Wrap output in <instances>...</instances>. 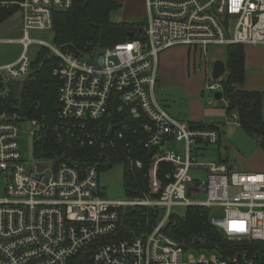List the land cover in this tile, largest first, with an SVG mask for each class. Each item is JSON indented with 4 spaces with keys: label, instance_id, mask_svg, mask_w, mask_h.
Returning <instances> with one entry per match:
<instances>
[{
    "label": "built area",
    "instance_id": "1",
    "mask_svg": "<svg viewBox=\"0 0 264 264\" xmlns=\"http://www.w3.org/2000/svg\"><path fill=\"white\" fill-rule=\"evenodd\" d=\"M73 4L0 0V11L14 5L23 11L18 40L23 52L16 62L0 65V102L9 82L29 77L33 43L58 57L53 73L61 81L53 125L0 103V264H67L88 248L84 264H255L241 251L185 257V248L204 245L174 235L179 207L215 209L211 222L230 240L264 241V171H236L223 160L207 158L221 129L193 127L173 117L156 89L160 54L173 46L206 55L212 45H264V0H145L142 32L86 55L30 36L32 29L52 30L54 12ZM207 88L222 91V84ZM24 124L33 154L44 160L24 158ZM50 131L56 135L53 148L45 146ZM173 140L184 143L183 152L166 149ZM76 147L97 153L83 159ZM140 151L150 155L148 174L158 175L162 163L172 166L166 182L158 176V189L149 187L128 200L106 197L101 168L124 161L130 169H144ZM126 207L153 209L157 222L144 233L110 239Z\"/></svg>",
    "mask_w": 264,
    "mask_h": 264
},
{
    "label": "trees",
    "instance_id": "2",
    "mask_svg": "<svg viewBox=\"0 0 264 264\" xmlns=\"http://www.w3.org/2000/svg\"><path fill=\"white\" fill-rule=\"evenodd\" d=\"M121 7L118 0H74L72 7L54 12L53 43L62 49H70L78 55H86L94 50H102L115 43L129 40L131 32L136 37L138 31L142 32L144 22L114 21L111 14ZM16 10L18 5L1 10L0 22ZM224 46L227 69L218 81L222 84L226 112L228 115L237 112L239 125L249 134L258 137L260 145L264 146V91L248 90L243 86L246 71L245 46L239 43ZM57 63L58 57L50 54L49 49L42 46L33 60L29 77L23 81L8 83L5 100L0 102L2 106L10 110H19L28 117L45 118L50 125L56 123L61 85L60 79L53 73ZM190 124L193 127L220 129V126L215 123L192 122ZM55 137V133L48 132L45 146L53 148ZM45 150L48 149L45 148ZM74 151L83 159L97 153L96 149L91 147H76ZM141 151L140 154L143 155ZM143 158L146 162L144 169H130L126 164L125 187L131 196L148 191L149 188L147 174L150 155L145 153ZM112 165L113 163L102 168ZM171 168L172 166L168 163L161 164L158 176L164 182H166L165 173ZM210 213L211 209L199 205L187 207L183 215L175 213L173 215L176 222L173 229L174 235L185 243L196 239L201 245L220 250L223 257L241 251L247 253L250 258H254L255 264H264V241L228 239L226 234L211 222ZM157 219L158 215L153 209L126 207L122 211L121 223L110 239L129 237L132 232L144 233L156 224ZM88 252L89 248L80 251L70 258L67 264H84L88 259Z\"/></svg>",
    "mask_w": 264,
    "mask_h": 264
},
{
    "label": "rangeland",
    "instance_id": "3",
    "mask_svg": "<svg viewBox=\"0 0 264 264\" xmlns=\"http://www.w3.org/2000/svg\"><path fill=\"white\" fill-rule=\"evenodd\" d=\"M118 1L122 7L112 12L111 17L114 21H123L125 19L124 15H127L125 14L127 8L131 5L138 6L139 4L140 10L138 13L129 16L128 20L126 19L125 21L132 23L145 21L146 14H144L143 0ZM14 17L10 22L0 24V65L10 64L23 52L21 43L5 40L23 36V32L19 31L21 13L17 11ZM30 36L34 39L53 43V31L51 29H32ZM40 48V44L33 43L28 50V56L31 59H35ZM168 50L170 52L167 53V59H164V51L160 54L159 59L161 86L156 89L159 103L169 111L174 112L172 114L181 121L195 122L203 120L220 122L222 141L220 144L210 146L206 155L207 158L215 160L223 158L236 171H264V169L254 168L260 164L264 165V146L260 145L259 138L249 134L237 123V112L228 115L225 100H217L215 97L216 91L207 88L212 83H219L218 80L212 78L211 73L214 61L225 58V46L212 45L206 55L188 52V47L185 45H176ZM206 59L207 61L204 63ZM212 109L214 114H211ZM20 145L25 159L31 162L44 160L32 152V140L27 124L21 127ZM166 149L183 152L184 143L176 140L169 141ZM125 168L126 163L124 161H117L111 167L101 169L100 182L105 188L106 197L119 200H128L132 197L128 194L125 187ZM200 175L204 177L202 172H200ZM147 177L149 179L148 186L154 190L158 189L157 171H150ZM175 210L180 215L185 212L184 207H179ZM215 213V209H212L211 218ZM189 254L199 258L201 256H219L220 253L213 247L194 245L190 248H185V257Z\"/></svg>",
    "mask_w": 264,
    "mask_h": 264
},
{
    "label": "crops",
    "instance_id": "4",
    "mask_svg": "<svg viewBox=\"0 0 264 264\" xmlns=\"http://www.w3.org/2000/svg\"><path fill=\"white\" fill-rule=\"evenodd\" d=\"M142 3H143V8H144V14H145V12H146L145 11L146 10L145 0H143ZM139 8H140V4L138 6L137 5H135V6H132L131 5L130 7H128L127 10L125 11V14H127V15H124V17H125L124 20H126V19L128 20V17L129 16L135 15L136 13H138V11L140 10ZM17 11H19L21 13L19 31L22 33L23 32V11H22V9L19 6H18V10H16L15 12H13L9 17H7L6 20H4L3 22H1L0 24H4L6 22H10L11 19L15 18L14 17V14ZM2 30H3V28H2ZM20 38H22V36L17 37V38H7L5 40L6 41H17V42H19L18 40ZM244 46H245V66H246V71H245V79H244L243 86H244L245 89H248V90L264 91V45H244ZM189 51L190 50L188 48V52ZM169 52H170V50H168V51L165 50L163 52L165 54L164 55V59L165 60L167 59V56H168L167 53H169ZM19 58H20V56L17 59L11 61L10 64L16 62ZM220 59H222V58H220ZM159 73H160V63H159ZM158 86H161V75L159 76V82H158L157 88H158ZM165 109L173 117L176 118V116H174L172 114L174 112H172L171 110L169 111L166 107H165ZM211 114H214V110L213 109L211 110ZM195 122H204V123H207V124L215 123V124H217V125L220 126V122H213V121L212 122H207V121H203V120L195 121ZM188 123H192V122H188ZM221 141H222V135H221V138H220V141H219L218 144H220ZM207 154H208V152H207ZM219 159H223V158H219ZM223 160L225 161V159H223ZM254 168L264 169V165L263 164H260V165L255 166Z\"/></svg>",
    "mask_w": 264,
    "mask_h": 264
},
{
    "label": "water",
    "instance_id": "5",
    "mask_svg": "<svg viewBox=\"0 0 264 264\" xmlns=\"http://www.w3.org/2000/svg\"><path fill=\"white\" fill-rule=\"evenodd\" d=\"M133 35H134V33L131 32L129 34V37H132ZM226 69H227V66H226L225 60L216 59L214 61L213 69H212V73H211L212 78L215 79V80L220 79L225 74ZM215 97H216L217 100H222L223 99V92L222 91H217L215 93ZM116 116H117V112L115 111L113 117L115 118ZM39 167H40V169H43L46 166L39 164Z\"/></svg>",
    "mask_w": 264,
    "mask_h": 264
}]
</instances>
